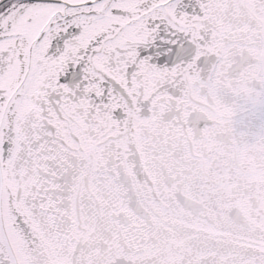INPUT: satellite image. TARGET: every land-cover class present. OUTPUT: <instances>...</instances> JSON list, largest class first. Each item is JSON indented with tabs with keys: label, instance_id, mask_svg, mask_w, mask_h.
I'll return each instance as SVG.
<instances>
[{
	"label": "snow or ice",
	"instance_id": "1",
	"mask_svg": "<svg viewBox=\"0 0 264 264\" xmlns=\"http://www.w3.org/2000/svg\"><path fill=\"white\" fill-rule=\"evenodd\" d=\"M264 0H0V264H264Z\"/></svg>",
	"mask_w": 264,
	"mask_h": 264
},
{
	"label": "flooded vegetation",
	"instance_id": "2",
	"mask_svg": "<svg viewBox=\"0 0 264 264\" xmlns=\"http://www.w3.org/2000/svg\"><path fill=\"white\" fill-rule=\"evenodd\" d=\"M264 126V110L256 112L244 111L236 118L235 129L237 133L246 132L250 136L256 134Z\"/></svg>",
	"mask_w": 264,
	"mask_h": 264
}]
</instances>
